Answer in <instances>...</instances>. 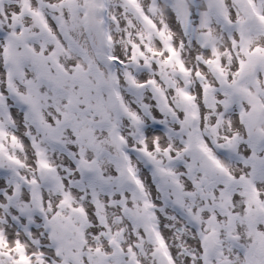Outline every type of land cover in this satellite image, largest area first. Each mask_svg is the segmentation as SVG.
I'll list each match as a JSON object with an SVG mask.
<instances>
[{
    "label": "snow or ice",
    "instance_id": "1",
    "mask_svg": "<svg viewBox=\"0 0 264 264\" xmlns=\"http://www.w3.org/2000/svg\"><path fill=\"white\" fill-rule=\"evenodd\" d=\"M0 264H264V0H0Z\"/></svg>",
    "mask_w": 264,
    "mask_h": 264
}]
</instances>
